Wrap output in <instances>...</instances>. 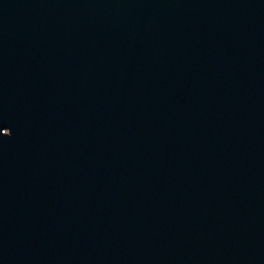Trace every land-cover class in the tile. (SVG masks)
<instances>
[{
	"label": "water",
	"instance_id": "water-1",
	"mask_svg": "<svg viewBox=\"0 0 264 264\" xmlns=\"http://www.w3.org/2000/svg\"><path fill=\"white\" fill-rule=\"evenodd\" d=\"M0 264H264V0H0Z\"/></svg>",
	"mask_w": 264,
	"mask_h": 264
}]
</instances>
